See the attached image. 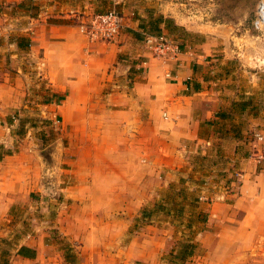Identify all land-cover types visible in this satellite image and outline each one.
Wrapping results in <instances>:
<instances>
[{
    "label": "crops",
    "instance_id": "crops-1",
    "mask_svg": "<svg viewBox=\"0 0 264 264\" xmlns=\"http://www.w3.org/2000/svg\"><path fill=\"white\" fill-rule=\"evenodd\" d=\"M0 4V148L10 151L19 143L17 151L0 154V238L16 241L13 211L37 199L41 191L40 163L27 153L33 140L10 129L18 125L13 114L33 102L32 94L42 92L38 86L45 81L56 98L61 125L71 126L69 143H75L65 148L63 161L75 167L74 172L85 166L83 172L92 173L95 190L101 189L98 175L107 173V196H120L117 177L140 174L137 168L148 158L156 159L157 173H164L163 186L185 177L213 178L220 172L219 180L208 184L214 191L204 198L210 201L192 207L205 214L201 229L193 232L194 225H186L195 233L189 240L195 264H264V171L256 168L248 152V135L264 133V124L261 117L253 119L249 108L238 109L237 103L247 97H240L235 77L225 68L242 50L231 49L209 27L201 31V25H187V18L168 13L157 0ZM111 10L122 16L116 39L88 40L78 26ZM150 14L171 20L187 33L206 34L205 41L193 45L188 39L180 49V42L168 37L177 51L155 57L139 27ZM215 49L221 52L219 63L213 58ZM235 174L238 181L230 179ZM76 180L71 176L73 185L62 187L65 196L77 188ZM66 240L72 247L73 237ZM12 245L9 264H73L66 258L70 250L59 249L43 232L25 234ZM80 258L77 253V264H83Z\"/></svg>",
    "mask_w": 264,
    "mask_h": 264
},
{
    "label": "rangeland",
    "instance_id": "rangeland-1",
    "mask_svg": "<svg viewBox=\"0 0 264 264\" xmlns=\"http://www.w3.org/2000/svg\"><path fill=\"white\" fill-rule=\"evenodd\" d=\"M258 1L157 0L168 13L187 18V25H201V31L209 27L211 34L225 39L231 49L242 50L243 54L230 60L225 68L235 77L237 89L243 93L240 97H247V100L240 101H246L249 114L253 119L261 117L263 125L264 42L257 38L251 26ZM205 35L190 33L189 38L193 45H198L205 41ZM221 47L218 44L215 48L219 50ZM218 50L213 52V58L218 60L216 63L222 59ZM37 78L39 83L41 77ZM38 87L42 92L32 94L30 100L33 102L25 110L13 114L18 125L10 131L20 138L26 136L33 140L27 153L35 156L40 163V171L43 172L39 178L41 191L37 199L32 197L27 205L17 206L13 211L16 219L13 226L18 233L12 238L16 241L8 242L0 238V264L10 263L12 243L17 245L24 240L25 234L39 232L45 233L47 239H52L61 250L68 248L66 239L72 236L74 244L68 248L70 252L66 258L73 264H77V253L81 255L83 264H195L193 256L196 251H192L184 261L178 258V253L184 245L191 244L189 240L193 238V232L200 230L203 224L201 217L205 219L201 209L192 207L210 201L204 196L207 193L211 195L214 191L211 185L219 180L222 173L216 172L213 178L208 179L200 176L193 180L180 178L178 183L163 186L164 173H157L155 169L160 166L156 167V159L148 158L142 168H137L140 174H120L116 190L121 195L108 197L107 173L98 175L101 189L95 190L92 173L83 172L85 166L74 172L76 168L63 161L65 148L75 144L69 143L66 136L71 126L61 125L58 107L54 104L56 98L45 88V81L40 82ZM10 121L13 119L10 118ZM18 144L14 143L10 151L0 148V154L17 151ZM63 169L72 170L71 174H63ZM71 176L77 179L78 186L72 189L71 196H65L62 187L73 185ZM125 177L126 188L120 190ZM230 179L238 181L235 176ZM206 186L209 190H205ZM188 195L190 200H184ZM48 201L54 203L46 206ZM143 211L146 213L144 217ZM189 224L194 225L193 232L187 230L186 225Z\"/></svg>",
    "mask_w": 264,
    "mask_h": 264
},
{
    "label": "built area",
    "instance_id": "built-area-1",
    "mask_svg": "<svg viewBox=\"0 0 264 264\" xmlns=\"http://www.w3.org/2000/svg\"><path fill=\"white\" fill-rule=\"evenodd\" d=\"M253 31L264 39V0H259L251 21ZM79 30L90 41H113L122 29V16L115 10L104 14H94L86 24H80ZM145 41L155 57H165L177 51L176 46L166 36H145ZM248 142L249 158L257 169L264 171V133L253 131ZM237 180L238 175H234Z\"/></svg>",
    "mask_w": 264,
    "mask_h": 264
},
{
    "label": "trees",
    "instance_id": "trees-1",
    "mask_svg": "<svg viewBox=\"0 0 264 264\" xmlns=\"http://www.w3.org/2000/svg\"><path fill=\"white\" fill-rule=\"evenodd\" d=\"M139 27H140L141 35L143 38H145L146 35L156 36V37L164 35L166 37H173L174 41L177 42L178 40L180 42L178 43L180 49L184 46L186 40L188 39L191 40V38H189L190 33H187L182 28L175 26L171 22V20L165 19V18L163 19V17L161 16L151 17V14H150L147 23L145 24L143 21H140ZM163 31H165V33H163ZM133 34L136 38H141V36L136 35L135 33ZM237 106H238V109L244 111L247 108L246 101H241L237 103ZM142 215L143 217L146 215L145 211L142 212ZM204 220L205 219L201 217V222H204ZM193 249H194L193 244L184 245L182 247V250L178 253V258L183 260L185 257L190 256ZM23 250H24L23 248H20L17 254L21 255Z\"/></svg>",
    "mask_w": 264,
    "mask_h": 264
},
{
    "label": "water",
    "instance_id": "water-1",
    "mask_svg": "<svg viewBox=\"0 0 264 264\" xmlns=\"http://www.w3.org/2000/svg\"><path fill=\"white\" fill-rule=\"evenodd\" d=\"M256 5H257V4H256ZM256 34H257V33H256ZM257 38L261 39V41H263V42H264V39L260 38L259 36H257Z\"/></svg>",
    "mask_w": 264,
    "mask_h": 264
}]
</instances>
